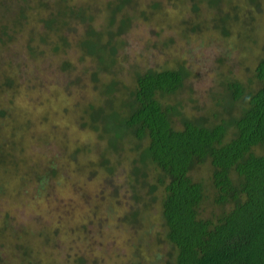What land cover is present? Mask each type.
<instances>
[{"label": "trees", "instance_id": "1", "mask_svg": "<svg viewBox=\"0 0 264 264\" xmlns=\"http://www.w3.org/2000/svg\"><path fill=\"white\" fill-rule=\"evenodd\" d=\"M135 1H147L146 8ZM161 1L179 0H105L101 3L105 20L95 28L90 0L78 5L69 0H0V47L11 43L28 19L36 18L42 29L30 28L25 37L28 60L39 56V46L44 44L60 58L72 44L78 48L75 65L68 59L59 60L62 88L56 95L40 99L39 105L46 108L62 90L70 95L82 88L78 86L86 70L78 64L83 58L96 61L89 74L90 88L96 93L85 96L84 103L74 104L80 105L77 125L95 132L103 143L95 149L99 158L84 164L86 179L100 177L94 191L100 198L107 195V188L110 197L119 196L120 190V196L127 194L128 209L119 220L140 226L143 215L152 216L142 231L156 246L148 264H264V0H197L213 11L208 22L219 41L229 39L241 45L250 40L249 46L241 45L248 52V63L239 59L230 65L247 68L246 79L229 70L215 76L212 84L219 97L215 91H210V97L212 106L218 108H211L207 115L189 114L181 99L171 98L183 89L188 74L178 63L134 67L128 85L113 79L97 83V75L108 71L114 61L111 38L129 26L131 17L125 9L139 13L144 20L146 9L155 12ZM190 7L193 11L198 8L194 1ZM96 8L92 11H99ZM182 23L191 32L199 31L190 19ZM77 26L80 31H75ZM255 32L262 34L260 42ZM216 60L222 63L221 56ZM17 76L3 69L0 73V121L9 114L1 97L6 90L14 92ZM60 106L64 111L68 108ZM2 146L0 143L1 166L6 164L3 156H9ZM69 156V161L75 158ZM202 166L207 169L204 179L195 175ZM29 169L40 191L50 181L66 179L61 156L49 158L40 170ZM117 175L122 182L115 179ZM31 233L25 225L14 224L6 212L0 213V264H43L29 240ZM37 233L46 243L51 240L47 232ZM82 261L77 254L71 264ZM136 264L144 263L137 260Z\"/></svg>", "mask_w": 264, "mask_h": 264}, {"label": "rangeland", "instance_id": "2", "mask_svg": "<svg viewBox=\"0 0 264 264\" xmlns=\"http://www.w3.org/2000/svg\"><path fill=\"white\" fill-rule=\"evenodd\" d=\"M69 1L76 5L89 2ZM104 1L90 0L87 6L90 13H93L91 23L95 28L105 20V14L101 11V3ZM192 1L198 7L194 9L196 11L190 7ZM135 2L143 8L147 1ZM96 5V9H100L94 12L92 10ZM125 11L131 17L129 26L111 38L113 53H105L108 57L112 55L114 61L108 71H101L97 75V83L113 79L128 85L134 67H162L178 63L185 67L188 74L183 89L171 98L181 99L187 113L200 115L209 114L211 108H218L212 106L213 99L210 97V91H215L212 84L215 76L229 70L242 77V80L246 79L247 68L238 69L230 65L239 59L243 60L242 64L248 63V52L241 45L249 46L250 40L240 42L241 45L227 38L225 43L219 41L217 32L211 29L208 22L213 11L203 1H161L155 12L150 14L146 9L147 18L144 20L131 9L126 8ZM183 19L197 23L199 31L191 32L182 23ZM28 20L11 43L4 48L0 47V73L3 69L8 75H18L14 88L17 93L6 90L1 97L9 114L0 121V143L3 144L4 153L12 157L8 159L9 156H3L6 162L3 166L0 161V188L4 190L0 195V213L6 212L14 224L20 223L31 229L33 235L31 233L29 240L43 264H71L77 254L82 255L81 264H136L137 260L148 264L156 246L151 237L146 238L142 231L152 216L143 215L141 227L136 222L133 226L132 223L119 220L128 209L127 194L120 196L123 192L120 190L119 196L110 197L107 188V195L100 198L94 192L100 177H95L97 180L86 179L87 168L84 169V164L99 158L95 149L103 146V143L95 132L81 129L77 125L76 116L80 105L74 104L79 100L84 103L85 96L91 95V92L96 93V90H91L89 80L96 61L85 57L78 64L82 71L86 70L82 74L84 78H81L78 87L83 86L79 91L73 90L67 95L62 90L63 93H59L56 99H50V105L51 100L54 101L51 106L46 108L41 102V107L38 102L44 95H56L62 88L59 60L68 59L75 65L79 51L72 44L60 58L51 53L49 44H44L39 46L42 53L32 61L28 60L23 49L25 37L30 28L38 32L42 29L36 18ZM115 21L118 22L117 19ZM203 22H207L205 26ZM112 28L114 31L117 29L114 26ZM75 29L80 31L81 26ZM255 33L259 35L260 42L262 34ZM220 56L222 63L216 60H220ZM213 93L216 96L218 94L217 91ZM6 97H11V101ZM60 105H67L68 108L64 111ZM51 108L54 111H49ZM17 127L19 132L14 135ZM11 139L13 144L10 143ZM85 147H89L88 153L82 151ZM70 154H74L75 158L69 161ZM52 156H61L66 167V179L50 181L40 191L32 180L29 167L40 170L41 165ZM9 162L15 166L11 168ZM205 166L197 168L195 175L204 179L207 170ZM88 169L92 170L90 167ZM115 179L122 182L119 175ZM150 229L152 231L153 228ZM39 230L47 232L51 240L46 243L44 237L37 233Z\"/></svg>", "mask_w": 264, "mask_h": 264}]
</instances>
